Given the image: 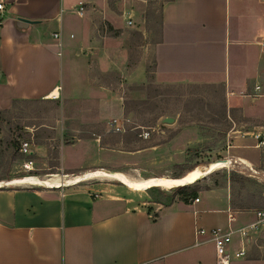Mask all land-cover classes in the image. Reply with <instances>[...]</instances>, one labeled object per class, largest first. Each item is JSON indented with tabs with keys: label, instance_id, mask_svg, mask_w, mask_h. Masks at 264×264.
Returning <instances> with one entry per match:
<instances>
[{
	"label": "crops",
	"instance_id": "0c3cea01",
	"mask_svg": "<svg viewBox=\"0 0 264 264\" xmlns=\"http://www.w3.org/2000/svg\"><path fill=\"white\" fill-rule=\"evenodd\" d=\"M83 1L0 0L1 110L15 100L48 98L56 89L66 100L108 95V87L92 82L90 61L82 55L98 41L89 33L86 4L82 16L76 13ZM67 13L80 18L75 28ZM20 18L34 23L25 26ZM263 38L264 0H167L154 45L155 74L222 82L229 100L242 96L243 115L264 121V105L251 107L264 95L251 101L243 94L258 81L264 90ZM65 76L78 81L77 87L64 84ZM205 192L196 203L176 199L165 206L147 198L130 205L95 194L89 185H0V264H215L211 237L198 228L237 231L260 218L255 210H234L225 196ZM261 228L264 221L249 228L247 256L231 264H264V257L250 255ZM239 247L236 234L232 248Z\"/></svg>",
	"mask_w": 264,
	"mask_h": 264
},
{
	"label": "rangeland",
	"instance_id": "374dc122",
	"mask_svg": "<svg viewBox=\"0 0 264 264\" xmlns=\"http://www.w3.org/2000/svg\"><path fill=\"white\" fill-rule=\"evenodd\" d=\"M166 1H83L89 33L98 41L82 55L90 61L92 82L108 87V95L17 100L4 109L0 113V185L16 186L11 183L26 176L72 177L97 170L123 172L133 180L179 178L198 166L225 159L227 167L207 173L192 185H198L202 195L211 190L230 204L252 207L242 210L264 214V146L257 147L255 138L256 133L264 138L260 128L264 121L243 115L242 96L229 100L222 82L167 80L155 74L154 45L160 38ZM65 15V20H74V28L80 22L77 15ZM74 83L64 77V84L77 87L78 81ZM263 105L264 97L251 107L258 111ZM115 119L122 132L112 130ZM142 131H149L150 137L141 138ZM14 140L30 142L33 154L25 156L17 149L12 156ZM63 152L67 167L61 161ZM29 158L35 162L32 171L23 167ZM75 185L92 186L95 194L123 198L130 205L147 198L168 201L151 187L135 190L106 176ZM157 187L168 195L174 190ZM254 237L250 255L264 257V230L256 231Z\"/></svg>",
	"mask_w": 264,
	"mask_h": 264
},
{
	"label": "built area",
	"instance_id": "2783aa9c",
	"mask_svg": "<svg viewBox=\"0 0 264 264\" xmlns=\"http://www.w3.org/2000/svg\"><path fill=\"white\" fill-rule=\"evenodd\" d=\"M4 8V3L0 2V10ZM77 13L79 15L84 14V3L81 2L79 8L77 9ZM128 26L133 24V20L131 17L127 19ZM55 38H60L59 33H54ZM71 37H74V35H71ZM260 45L264 49V38L261 40ZM252 92L249 94H246L250 97H258L264 95L263 90V83L261 81H258L254 84ZM111 127L113 131L116 132H122L123 126L119 124V120L115 119L113 122H111ZM139 136L143 139H148L150 137L149 131H142L139 133ZM262 134L256 133L255 138L257 139V147L264 146V138H261ZM20 152L24 154L25 156H31L33 154L32 145L28 141H21L20 143ZM34 160L33 159H26L23 163V167L27 171L34 170ZM200 198L197 197L192 201V203L199 202ZM258 217L260 218V221L252 223L249 225V227H242L238 229L237 231L232 230H223L222 228H198L199 234H208L211 237V241L214 244V250H215V264H231L232 260L235 258H245L248 253L249 246L251 244V232L249 231V228L252 230H256L258 228V223L261 221H264V214L262 212H258ZM239 236L240 239V247L237 250H234L232 248L233 240L235 235Z\"/></svg>",
	"mask_w": 264,
	"mask_h": 264
},
{
	"label": "bare ground",
	"instance_id": "6f19581e",
	"mask_svg": "<svg viewBox=\"0 0 264 264\" xmlns=\"http://www.w3.org/2000/svg\"><path fill=\"white\" fill-rule=\"evenodd\" d=\"M59 90H55L52 92L48 98H58ZM245 163V161H243ZM228 161L227 160H219L215 161L208 166H198L194 168L193 170L187 172L184 176L180 178H171V177H155V178H149V179H143V180H133L131 177L129 178L125 173L118 172V171H105V170H97L92 172H87L83 175H76V176H66L62 177L60 175H50L48 177H45L44 179H41L36 176H26L23 179L15 180L11 184H32V185H40V186H48V187H54V186H61L62 184H76L81 181H85L86 179L93 178L96 176H106L108 178L115 179L117 181L122 182L126 186L135 189V190H143L150 188L152 186H159L163 189H171L177 187L179 184H182L184 182L189 184H194L201 180L207 173H210L218 168L227 167ZM139 178V177H138ZM142 179V178H141Z\"/></svg>",
	"mask_w": 264,
	"mask_h": 264
},
{
	"label": "trees",
	"instance_id": "16d2710c",
	"mask_svg": "<svg viewBox=\"0 0 264 264\" xmlns=\"http://www.w3.org/2000/svg\"><path fill=\"white\" fill-rule=\"evenodd\" d=\"M17 100L13 102V104L16 103ZM3 110L0 109V113ZM1 129V128H0ZM20 143L14 140L11 144L12 147V156H15V152L17 149H19ZM184 176V175H183ZM182 177V176H181ZM180 178V177H179ZM1 180V179H0ZM151 191H156L158 194L165 196V198L168 200L167 202H163L162 200H155V202L161 203L165 206L172 204L176 199L183 200L186 203H189L190 201H193L198 197V193L201 191V188L198 185H185V186H178L175 187L172 191V194L168 195L165 191L161 190L160 188L156 186H152L150 188ZM231 207L234 210H242L244 208H252V207H243L236 205V203H231Z\"/></svg>",
	"mask_w": 264,
	"mask_h": 264
},
{
	"label": "water",
	"instance_id": "95a60500",
	"mask_svg": "<svg viewBox=\"0 0 264 264\" xmlns=\"http://www.w3.org/2000/svg\"><path fill=\"white\" fill-rule=\"evenodd\" d=\"M20 21H21L23 24H25V26H27L28 24H32V23H34L33 21H30V20H27V19H21V18H20ZM166 121H167V122H173V119H172V118H166ZM185 185H191V184L184 182V183H182V184H179L178 186H185ZM178 186H177V187H178Z\"/></svg>",
	"mask_w": 264,
	"mask_h": 264
}]
</instances>
